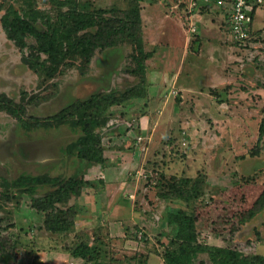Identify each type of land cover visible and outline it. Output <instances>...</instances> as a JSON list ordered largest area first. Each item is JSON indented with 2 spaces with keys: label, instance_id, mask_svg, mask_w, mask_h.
Returning <instances> with one entry per match:
<instances>
[{
  "label": "rangeland",
  "instance_id": "374dc122",
  "mask_svg": "<svg viewBox=\"0 0 264 264\" xmlns=\"http://www.w3.org/2000/svg\"><path fill=\"white\" fill-rule=\"evenodd\" d=\"M56 1L0 0V93L24 111L21 120L0 110V236L15 248L9 264H42L37 253L50 251L56 253L52 264H166L167 250L178 249L166 221L172 206L211 203L226 187L264 182V7L255 10L251 36L237 41L225 11L215 6L197 13L194 32L182 0H77L86 11L112 8V14L139 6L144 46L154 51L142 82L131 73L136 62L128 43L97 50L87 65L77 60L53 78L34 71L28 57L36 38L26 34L21 46L2 17L9 6L22 10L32 3L43 17L55 18ZM44 20L34 23L44 29ZM124 92L132 94L130 99L110 105L108 122L96 130L106 163L122 161L120 171L113 167L114 176L104 164L88 175L89 164L66 152L83 134L71 120L34 122L95 93L120 97ZM145 117L150 127L141 122ZM39 176L83 179L80 194L49 208L53 214L69 209L74 216L69 231L51 233L44 226L46 213L33 207L35 197L56 188L33 180ZM24 177H30L27 184L15 185ZM182 177L191 184L200 178L198 198L170 201L160 195L171 178L180 184ZM254 223L236 238L246 240L256 229L264 230L263 216ZM197 227L200 243L234 244L228 233L224 240L202 222ZM86 245L93 247L86 257L73 255ZM194 263L216 264L207 252ZM0 264H6L1 255Z\"/></svg>",
  "mask_w": 264,
  "mask_h": 264
},
{
  "label": "trees",
  "instance_id": "16d2710c",
  "mask_svg": "<svg viewBox=\"0 0 264 264\" xmlns=\"http://www.w3.org/2000/svg\"><path fill=\"white\" fill-rule=\"evenodd\" d=\"M56 4L60 9L55 18L43 17L46 14L32 3L22 10L9 6L2 17L9 36L17 40L21 46L25 45L23 38L26 34L31 33L36 38V44L28 57L34 71L44 78H53L61 73L64 67L73 65L77 60L81 65H87L97 50L103 51L128 43L134 46L132 57L136 62L131 73L139 75L142 82H145L147 71L145 63L154 51L145 49L139 6L125 11L115 10L112 14L113 11L110 13L112 8L86 11L80 8L77 0H57ZM67 5L70 7L63 10V6ZM120 12L122 14H118ZM41 17L42 20L45 19L44 29L34 23ZM92 27H96V31H91ZM129 92H124L120 97L95 93L86 100L71 103L48 119L36 118L34 122L62 124L71 120L73 127L79 126L83 134L67 146L66 152L78 155L88 164H104L106 157H103L102 139L96 130L108 122L109 106L130 99L132 94ZM135 93L144 95L142 90L135 89ZM0 110H6L18 119L24 120L22 104H18L4 92L0 93ZM260 132L261 135L264 133V119L260 125ZM29 180L30 177L20 178L15 185L23 186ZM33 180L56 186L51 193L35 197L33 200V207L46 213L44 224L46 229L51 233L69 231L74 225V216L69 209H61L57 214H53L54 209L49 208L56 201L66 202L72 196L80 194L83 179L39 176ZM170 180L169 187H165L164 192L160 194L167 200H195L201 194L200 178L194 180L193 184L189 177H182L180 184L176 179ZM29 188L31 190V187ZM186 205L187 208L172 206L168 211L166 221L173 228L172 237L178 243V249L167 250L166 264H195V259L201 252H207L216 264H264V255L256 252L257 241L264 238L259 229H256L254 236L246 240L236 238L238 232L264 215V182L237 183L223 189L211 203L194 204L193 207ZM198 222L221 235L224 240L227 238L225 233H228L231 235L228 241L234 244L218 246L200 243ZM90 246L77 247L73 255L86 257L90 250L92 251L93 247ZM12 249L15 248L9 239L0 236V255L6 264L12 259L13 254L10 252Z\"/></svg>",
  "mask_w": 264,
  "mask_h": 264
},
{
  "label": "built area",
  "instance_id": "2783aa9c",
  "mask_svg": "<svg viewBox=\"0 0 264 264\" xmlns=\"http://www.w3.org/2000/svg\"><path fill=\"white\" fill-rule=\"evenodd\" d=\"M191 19V31H196L193 19L202 7L213 6L224 10L232 27L234 39L244 41L253 32L255 10L264 7V0H182ZM73 264V263H72Z\"/></svg>",
  "mask_w": 264,
  "mask_h": 264
},
{
  "label": "crops",
  "instance_id": "0c3cea01",
  "mask_svg": "<svg viewBox=\"0 0 264 264\" xmlns=\"http://www.w3.org/2000/svg\"><path fill=\"white\" fill-rule=\"evenodd\" d=\"M198 14H200V11L198 12ZM197 14V15H198ZM160 72H162L161 71V69H159V74H160ZM164 73V72H163ZM157 77H159L158 75H157ZM157 80V79H156ZM162 80V79H161ZM159 81V82H162V81ZM158 87H161V84L158 86ZM157 87V88H158ZM156 89V88H155ZM142 120H144V123H145V127H150L151 125L149 124V120H148V117H145V118H142L141 119V122H143ZM146 121H147V123H146ZM139 122V121H138ZM133 158V161L134 162H137L138 161V158L137 157H132ZM118 162H119V160H117L116 161V164H118ZM133 163V162H132ZM112 164H114V166L112 165ZM115 163H104V171H106L107 172V174H108V172H110L112 169H113V167H116L115 169H118V168H120V167H123V164H122V161L120 162V164H118V165H116ZM134 164V163H133ZM106 165V166H105ZM98 166H99V164H89V166H87V165H85V169H86V172L88 171V175H93L94 173H96V172H99L100 170L98 169ZM99 170V171H98ZM118 171H120V169H118ZM112 172H113V174H112ZM112 172H111V174H108L109 176H111V175H113L114 176V171L112 170ZM106 176V175H105ZM86 178H89V176H85L84 177V179H86ZM108 199V198H107ZM263 217H264V215H263ZM117 218V217H116ZM118 219V218H117ZM254 224V226H256L257 225V223H253ZM249 226H250V224L247 226V229L249 228ZM260 226V225H259ZM264 227V224H261V226H260V228H263ZM262 233L264 234V230L262 231ZM249 237H251V236H249ZM249 237H247V238H249ZM246 238V239H247ZM243 239V238H242ZM245 240V239H244ZM218 245V244H217ZM256 252L258 253V254H261V255H264V239H262L261 241H259V244L257 245V247H256ZM38 254V256H40L39 258V260H40V262L42 263V264H52V262L53 261H55V256H56V253H55V251H50L49 253H37Z\"/></svg>",
  "mask_w": 264,
  "mask_h": 264
}]
</instances>
